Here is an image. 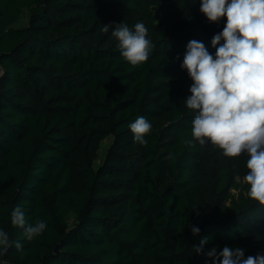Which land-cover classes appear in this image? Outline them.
Instances as JSON below:
<instances>
[{
  "label": "trees",
  "instance_id": "obj_1",
  "mask_svg": "<svg viewBox=\"0 0 264 264\" xmlns=\"http://www.w3.org/2000/svg\"><path fill=\"white\" fill-rule=\"evenodd\" d=\"M199 9L200 0H0V229L13 242L0 264H214L204 253L225 246L264 254L247 154L185 143L195 115L184 103L187 44L214 55L226 22ZM138 22L152 47L132 66L111 32ZM140 116L152 125L146 145L128 127ZM16 207L28 224L45 221L44 233L28 241L11 224Z\"/></svg>",
  "mask_w": 264,
  "mask_h": 264
},
{
  "label": "clouds",
  "instance_id": "obj_2",
  "mask_svg": "<svg viewBox=\"0 0 264 264\" xmlns=\"http://www.w3.org/2000/svg\"><path fill=\"white\" fill-rule=\"evenodd\" d=\"M199 11L210 23L221 19L226 22L212 38L214 55L200 41L187 44L181 67L193 83L189 88L191 95L184 103L195 115L192 140L185 143L195 141L204 146L210 142L229 158L246 153L248 172L243 180L249 186L247 196L264 206V0H200ZM111 25H104L102 31L108 33ZM111 35L118 41L122 57L132 66L147 61L152 46L144 23H136L134 30L126 24H116ZM128 127L134 141L146 145L145 137L152 125L140 116ZM11 224L24 229L28 241L47 228L43 220L28 224L20 207L12 211ZM191 232L197 236L200 229L192 226ZM208 242V237L202 238L194 247L195 253H203ZM12 246L9 234L0 229V255ZM15 247L22 249L19 242H15ZM204 254L214 264H264V254L245 258L240 247L225 246L219 253L212 248Z\"/></svg>",
  "mask_w": 264,
  "mask_h": 264
},
{
  "label": "rangeland",
  "instance_id": "obj_3",
  "mask_svg": "<svg viewBox=\"0 0 264 264\" xmlns=\"http://www.w3.org/2000/svg\"><path fill=\"white\" fill-rule=\"evenodd\" d=\"M27 24H28V17H24V19L21 20L16 26L17 27H21V26H26ZM111 142H112V139L108 138L102 143V147H101V150L99 152L100 157H99V159L96 162V167L101 164V162L103 160V157H104V155H105V153L107 151V148L110 146ZM74 221H75V216H72V218L70 219V223L73 224Z\"/></svg>",
  "mask_w": 264,
  "mask_h": 264
}]
</instances>
